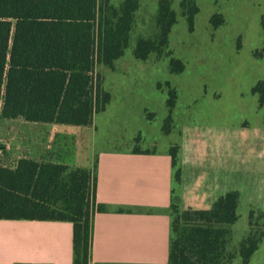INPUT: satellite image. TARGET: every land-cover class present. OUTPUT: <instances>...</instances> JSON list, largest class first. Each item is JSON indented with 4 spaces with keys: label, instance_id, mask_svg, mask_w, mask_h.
Instances as JSON below:
<instances>
[{
    "label": "trees",
    "instance_id": "obj_1",
    "mask_svg": "<svg viewBox=\"0 0 264 264\" xmlns=\"http://www.w3.org/2000/svg\"><path fill=\"white\" fill-rule=\"evenodd\" d=\"M140 0H0V117L7 120L90 127L112 100L99 67L113 70L130 45ZM180 6L191 30L199 5ZM178 16L170 0H161L158 35L140 38L134 55L141 60L169 46ZM215 25L222 23L216 14ZM171 59L174 72L184 70ZM264 107V79L252 89ZM176 91L169 99L170 133ZM143 149L135 147V152ZM175 181H182L179 146L170 147ZM93 168L31 157L14 163L0 158V220L69 221L73 224V264H92L93 227L101 210ZM240 192L232 190L210 202L206 194L172 189L168 264H249L261 236L249 232L234 243L240 219ZM27 264V263H21Z\"/></svg>",
    "mask_w": 264,
    "mask_h": 264
},
{
    "label": "rangeland",
    "instance_id": "obj_2",
    "mask_svg": "<svg viewBox=\"0 0 264 264\" xmlns=\"http://www.w3.org/2000/svg\"><path fill=\"white\" fill-rule=\"evenodd\" d=\"M123 1L111 0L116 6ZM170 1L178 20L168 48L146 60L134 55L140 38L158 35L161 0H140L125 55L113 70L99 67L110 104L95 115L93 127L64 133L59 145L66 151L57 152L61 162L74 166V160L89 165L102 150L163 151L178 145L175 170L181 169L182 181H175L176 195L194 190L215 202L238 190L234 243L250 231L260 235L249 264H264V107L252 91L264 79V0H195L200 9L193 30L182 0ZM216 14L222 17L219 25L212 22ZM172 58L183 61L184 70L172 71ZM172 90L177 98L167 133ZM36 133V124L0 117V158L13 164L21 157H53L52 148L45 149L49 136L38 135L41 142L35 143ZM234 264H243L241 258Z\"/></svg>",
    "mask_w": 264,
    "mask_h": 264
},
{
    "label": "crops",
    "instance_id": "obj_3",
    "mask_svg": "<svg viewBox=\"0 0 264 264\" xmlns=\"http://www.w3.org/2000/svg\"><path fill=\"white\" fill-rule=\"evenodd\" d=\"M31 123L40 130L33 141L41 142V136L47 134L45 149L52 148L48 152L53 157L37 159L59 162L62 155L58 152L66 151L65 146L59 145L62 135L94 126ZM74 161V166L97 165L96 200L101 210L94 220L93 264H168L169 207L174 187L169 150H102L89 165ZM63 163L68 164L66 160ZM21 263L73 264V224L0 220V264Z\"/></svg>",
    "mask_w": 264,
    "mask_h": 264
},
{
    "label": "built area",
    "instance_id": "obj_4",
    "mask_svg": "<svg viewBox=\"0 0 264 264\" xmlns=\"http://www.w3.org/2000/svg\"><path fill=\"white\" fill-rule=\"evenodd\" d=\"M2 144V140L0 139V145Z\"/></svg>",
    "mask_w": 264,
    "mask_h": 264
}]
</instances>
